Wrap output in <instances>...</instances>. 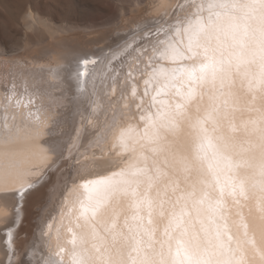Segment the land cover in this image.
Here are the masks:
<instances>
[{
    "label": "snow or ice",
    "instance_id": "snow-or-ice-1",
    "mask_svg": "<svg viewBox=\"0 0 264 264\" xmlns=\"http://www.w3.org/2000/svg\"><path fill=\"white\" fill-rule=\"evenodd\" d=\"M0 196V264H264V0H176L57 63L0 54Z\"/></svg>",
    "mask_w": 264,
    "mask_h": 264
},
{
    "label": "bare ground",
    "instance_id": "bare-ground-1",
    "mask_svg": "<svg viewBox=\"0 0 264 264\" xmlns=\"http://www.w3.org/2000/svg\"><path fill=\"white\" fill-rule=\"evenodd\" d=\"M49 1L51 2V0ZM93 1L110 2L113 0ZM118 1L122 3H129L130 1V5L134 3L135 8L130 12H126V5L120 4L119 9L121 12L113 23L98 22L99 24L97 25L89 24V27H74L73 29L70 27L71 31L69 33L53 35L56 27L52 16L48 13L50 10L41 11L37 0H0V6L3 9L2 11L0 10V54L7 53L20 60L35 59L45 63H57L81 53H94L98 49L107 48L109 45H112L117 39L118 34H123L137 24H142L153 19L157 13L164 10L165 6L176 2V0ZM59 2L57 1V3ZM88 4L90 5V3ZM22 34L25 35L24 39L21 38ZM42 193L44 194V191ZM43 194L40 201H31L29 198L25 205L23 221H27L28 226L26 227V236L24 235V238L20 239L22 241L21 246L26 245L31 238L34 228L33 221L42 204ZM12 203V197L0 196V216L6 210L5 205L9 206L7 210L10 212V205ZM35 205H37V209L33 212L31 208ZM2 228L3 225L0 224V230ZM21 233L22 229L20 226L18 235ZM0 258H3L2 245H0Z\"/></svg>",
    "mask_w": 264,
    "mask_h": 264
},
{
    "label": "rangeland",
    "instance_id": "rangeland-1",
    "mask_svg": "<svg viewBox=\"0 0 264 264\" xmlns=\"http://www.w3.org/2000/svg\"><path fill=\"white\" fill-rule=\"evenodd\" d=\"M37 0L38 5L41 8V11H47L48 9L50 12H48L52 18H53V23L55 24L56 31L54 32L53 35H58V34H65L69 33L71 29L74 27L78 28H83L86 26L90 25H97L99 23H113L117 20V16L120 14L121 10L119 9L120 4L126 5V12H130L132 9L135 8L134 3L130 5L129 3H122L118 0H113V1H107V2H98V1H93L89 0ZM57 1L59 3H57ZM71 1V2H70ZM76 1V2H75ZM128 1V0H126ZM48 2V3H47ZM81 2V3H80ZM109 2V3H108ZM125 2V1H124ZM83 3V4H82ZM90 3V5L88 4ZM98 3V4H97ZM128 3V5H127ZM106 5H107V10H106ZM96 6V7H95ZM129 6V7H128ZM100 7L102 8L100 10ZM105 9V10H103ZM0 10L2 11V7L0 6ZM48 10V11H49ZM102 11V13H101ZM93 12V13H92ZM105 12V14H104ZM47 13V12H46ZM108 13V14H107ZM94 16V18H93ZM103 19V20H102ZM95 20V21H94ZM115 20V21H114ZM94 21V22H93ZM101 21V22H100ZM92 24H91V23ZM97 22V23H95ZM99 22V23H98ZM90 24V25H89ZM71 27V29H70ZM69 28V29H67ZM21 38L24 39L25 35L22 34ZM44 191L43 188L38 189L35 193H33L30 196L31 201H40L41 200V195L43 194L42 192ZM37 209V205L32 206L31 210L34 212ZM28 226L27 221H23L21 225L22 233L18 235L19 239H17V243L19 246H21L22 241L20 240L21 238H24V235L26 236V227Z\"/></svg>",
    "mask_w": 264,
    "mask_h": 264
}]
</instances>
